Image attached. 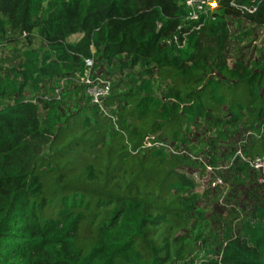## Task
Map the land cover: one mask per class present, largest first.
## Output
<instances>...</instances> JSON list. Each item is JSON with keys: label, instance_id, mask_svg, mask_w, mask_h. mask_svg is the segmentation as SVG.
I'll use <instances>...</instances> for the list:
<instances>
[{"label": "trees", "instance_id": "obj_1", "mask_svg": "<svg viewBox=\"0 0 264 264\" xmlns=\"http://www.w3.org/2000/svg\"><path fill=\"white\" fill-rule=\"evenodd\" d=\"M187 13L183 0H0V47L16 41L9 31L46 46L24 52L19 86L1 87L16 100L0 107V264H264V206L219 256L200 259L185 234L200 215L196 184L180 170L195 164L165 145L223 114L249 133L264 127V62L228 65V19L263 27L264 0H221L198 22ZM95 56L169 84L167 101L150 83L110 84L103 108L83 86L90 113L69 114L62 93L23 98L86 76Z\"/></svg>", "mask_w": 264, "mask_h": 264}, {"label": "rangeland", "instance_id": "obj_2", "mask_svg": "<svg viewBox=\"0 0 264 264\" xmlns=\"http://www.w3.org/2000/svg\"><path fill=\"white\" fill-rule=\"evenodd\" d=\"M230 42L228 65L238 62L252 66L255 62H264V26H254L246 21L229 18ZM9 38L16 41L0 47V107L11 104L15 97L9 93L1 96V87L17 84L15 72L23 60V54L29 48L44 52L45 44L40 37L32 36L31 43L25 36L9 31ZM91 76L97 83L121 84V91L141 89L143 84L152 85V95L164 102L169 84L158 82L155 77L144 73L140 68L121 70L118 66L108 67L98 57ZM13 71V73H12ZM12 73V74H11ZM10 75V78H6ZM80 77V78H79ZM211 79L218 80L215 72ZM85 76L62 80H46L39 90L28 87L23 95L26 100L35 101L38 97L54 98L62 93L65 102L62 106L71 114L90 105L84 85ZM72 81L71 83H69ZM86 92L84 91V87ZM56 96V97H57ZM61 97V96H60ZM91 98V97H90ZM92 102V100H91ZM90 113V111H88ZM42 117L45 113L42 112ZM230 118L223 114L219 119L201 120L185 126L182 138L173 143L166 141V151L190 157L195 166L180 170L194 181L195 195L198 197L197 211L200 213L186 231V236L201 252L200 259H212L219 256L227 240L242 233L251 221L257 208L264 206V184L249 168L237 169L236 152L241 150L246 156L254 155L261 148L258 133L249 135L244 122L229 123ZM258 130V129H257ZM255 134V133H254ZM264 151V148H261ZM220 179L223 184L214 186Z\"/></svg>", "mask_w": 264, "mask_h": 264}, {"label": "built area", "instance_id": "obj_3", "mask_svg": "<svg viewBox=\"0 0 264 264\" xmlns=\"http://www.w3.org/2000/svg\"><path fill=\"white\" fill-rule=\"evenodd\" d=\"M221 0H183L184 5L187 8V16L185 22H198L203 16H207L213 10H215ZM87 74L85 76L84 85L87 87V93L90 95L92 103L101 108L103 100L110 94V85L106 83H97L91 76V70L94 67L93 60L86 61ZM258 133V139L264 137V127H261ZM256 133V134H257ZM256 134L250 132L249 135L255 136ZM236 158H240L244 163L248 164L250 168L260 174L259 182L264 184V152L261 155L254 157L246 156L241 150L236 154ZM223 182L218 179L215 181L214 186H219Z\"/></svg>", "mask_w": 264, "mask_h": 264}]
</instances>
